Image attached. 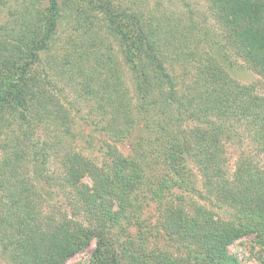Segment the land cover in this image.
<instances>
[{"label":"trees","instance_id":"16d2710c","mask_svg":"<svg viewBox=\"0 0 264 264\" xmlns=\"http://www.w3.org/2000/svg\"><path fill=\"white\" fill-rule=\"evenodd\" d=\"M143 2L0 0V133L6 129L0 137V247L7 264H66L91 244L83 264H241L228 248L244 237L264 251V95L231 79L217 56L226 51L264 79V0H205L217 34L206 19L186 12L173 19L161 0L149 11ZM61 19L72 25L75 39L70 35L55 50ZM110 42L133 64L135 110L149 123L151 153L147 160L128 159L107 145L98 167L58 147L59 137L71 135V119L57 86L74 89L99 113L135 124L104 51ZM174 66L184 70L182 79ZM159 110L196 125L176 135L168 123L154 122ZM34 129L39 134L32 144ZM243 142L254 155L240 148L229 169L226 144ZM26 157L38 190L21 172ZM52 160L60 161L55 171ZM180 162L198 171L200 200L223 208L228 219L204 204L178 202L162 207L163 219L144 233L133 202L162 192L158 180L140 190L146 174L165 168L167 179ZM130 225L138 234L128 233ZM149 239L162 240L166 250L150 248Z\"/></svg>","mask_w":264,"mask_h":264},{"label":"rangeland","instance_id":"374dc122","mask_svg":"<svg viewBox=\"0 0 264 264\" xmlns=\"http://www.w3.org/2000/svg\"><path fill=\"white\" fill-rule=\"evenodd\" d=\"M117 1L123 2L122 4H129V1L131 0ZM161 1L163 2L162 9L166 10L164 14H172L170 18L174 19V15L186 12L187 14H191L193 19H196L197 21L203 22L206 19V26L208 27L211 25L213 33L217 34L216 27L210 22L206 13L205 0H183V2L181 0ZM142 6L143 8H146L145 10L149 11V9H152L154 6V0H144ZM177 9L179 13H175V10ZM4 14L5 11L0 10V22L3 21ZM66 22L67 21L64 19L60 20L58 28L59 35L56 38L57 41L54 49H58L70 35L71 38L75 39L71 30L72 25L66 26ZM125 31L126 34L129 35L128 27L125 28ZM129 47L130 45H128L127 50L128 57L130 56ZM104 51L109 53L111 60L115 63L114 67L121 84V87H119V81H117L118 88H121L124 93L122 101L126 100L128 107L127 115L128 117L129 115L131 117L134 115L136 123L130 125L127 119L123 120L122 116L119 114L112 115L110 113H99L95 104L90 101H82L83 99L76 94L74 89H71L68 86L64 87V84L59 82L57 86V93L66 104L65 107L71 119V135L70 137H59L58 140L61 142L58 147L64 148V150L68 152L79 154L98 167H100L104 161L107 145L114 146L122 156L128 159L143 157L144 160H147L146 157H149L151 153L149 143L146 141V139L150 136V132L147 129L149 123L146 125L143 121L137 118L135 110L137 97L133 88V84L135 82L132 71L133 64L131 63V60L125 56V51L118 46L117 42L108 43L106 45V50ZM223 54V56L221 54L217 56L218 59L222 61V66L226 70L229 77L241 85L253 84L256 92L260 95H264V79L250 71L248 67L244 65L243 62H241L236 56L226 54V51H223ZM183 71L184 70L180 66L173 67V72L178 78L177 80L182 79ZM105 75L106 73H104L101 77H104ZM159 111L155 114L156 121L158 122H154L157 123L158 126L168 123L167 128H172L173 132L175 128L176 135L177 133H181V130H184V132L188 134L190 129L196 125L194 122L187 120L183 122L179 120V118L177 119L176 114L173 115L169 113L168 110H163L164 113ZM170 119L172 120L170 121ZM125 127L130 128L129 132H126L127 130L123 129ZM149 128L152 127L150 126ZM9 129L12 130V128ZM120 130H124V135L115 134L116 131ZM5 131L6 129L0 133V137H2ZM38 134L39 130L34 129L31 132L32 144L35 143ZM240 148H242L243 151L247 150V152H250V155H254V152L246 144V142H243L242 147H238V145L233 146L232 144H226V158L229 169H232L236 156L240 153V151H242ZM23 162L24 163L21 165V172L25 174L28 185H32L33 183L35 185L34 188L38 190L39 183L34 177L35 171L32 167V162L27 164V157ZM59 163L60 161L52 160L51 167L53 171H55ZM171 167L172 168L168 170L169 174L167 179L164 178V175H166L165 173H167L165 168H159L156 170L155 175L147 173L143 181L142 188L140 189L145 191V189L151 187L152 184H155L157 180L161 181V195H164L162 200H159L161 197L160 195L158 197L150 196V198H143V200L135 199L133 202V209L138 211L140 228L143 229L144 233L151 231V228L155 226V223H160L161 219H163L161 218L162 214L158 212L162 207L168 204V206L175 207L178 202L186 205L185 207L187 208L189 204H204L207 209L213 211L215 216H218L223 220L228 219L226 211L223 210V208L219 209L215 203L208 206L200 200V196L198 197V195L200 194L204 196V190L200 182L198 171L189 162H186L184 166L181 165L180 162L178 165L173 164ZM83 183L86 185L90 184L87 179L83 180ZM52 198L53 197L46 198L49 204L55 200V198ZM133 223L135 222L133 221ZM138 231L139 228L137 230L134 225H130L128 228V233L132 235L138 234ZM147 241H149L150 248H157L161 251L166 250L162 240L149 239ZM93 248L94 245L91 244L84 251L71 257L66 264H83L89 258ZM228 249L232 255L238 258L241 264H264V251L253 243V239L251 237L242 238L241 240L233 243ZM6 259L7 256L2 252L0 247V264H7Z\"/></svg>","mask_w":264,"mask_h":264}]
</instances>
